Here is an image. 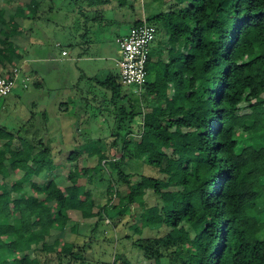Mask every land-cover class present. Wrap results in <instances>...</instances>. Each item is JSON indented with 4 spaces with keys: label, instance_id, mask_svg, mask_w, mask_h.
<instances>
[{
    "label": "trees",
    "instance_id": "16d2710c",
    "mask_svg": "<svg viewBox=\"0 0 264 264\" xmlns=\"http://www.w3.org/2000/svg\"><path fill=\"white\" fill-rule=\"evenodd\" d=\"M163 5L146 16L157 29L142 92L147 113L129 103L112 116L106 140L118 158L106 161L105 203L95 215L93 173L105 161L99 156L95 167L77 169V160L101 151L105 139H87L68 154L72 168L61 188L51 152L36 133L24 125L8 130L0 124V163H7L0 168V264H63L61 257L86 264L83 247L92 241L87 237V244L77 245L65 239L69 212L101 220L108 209L131 206L135 193L143 198L144 181L157 202L139 203L146 213L134 229L140 233L156 219L168 229L132 241L145 261L264 264V0H163ZM10 6V0H0V58L5 55L11 65L12 39L19 34L15 20L21 17L5 10ZM102 84L110 91L108 105L125 100L115 77ZM245 108L253 115L241 120ZM139 136L148 144L144 151ZM133 159L157 169L159 177L125 173L123 166ZM177 171L181 177L170 182ZM42 172L44 181L36 183ZM251 175L261 185L253 199L243 189ZM83 176L86 184L79 183ZM163 194L168 198L161 199ZM183 228L186 237H175L173 232Z\"/></svg>",
    "mask_w": 264,
    "mask_h": 264
},
{
    "label": "crops",
    "instance_id": "0c3cea01",
    "mask_svg": "<svg viewBox=\"0 0 264 264\" xmlns=\"http://www.w3.org/2000/svg\"><path fill=\"white\" fill-rule=\"evenodd\" d=\"M10 2L11 6L5 7V10L8 13L15 10L21 17L15 20L19 34L12 39L16 51L13 63L7 64L8 57L1 55L0 61L3 62L0 74L8 76L16 71L17 82L20 83L19 90H27L29 79L35 77L32 99L36 105L32 103L33 101L23 102L18 94L10 95L9 102L0 108L1 125H13L15 116V119L23 117L24 120L19 125L34 131L36 138L40 139L37 133L45 130L49 124V109H58L60 113L69 112L73 121L76 120L73 119L76 116L83 117L84 122L88 115H102L99 111L104 110L110 111L108 114L113 116L120 112L122 103L127 105L126 110L129 103L133 104L136 93L132 88L122 86L125 100L118 101L115 106L108 105L110 91L102 82L111 76L119 81L117 66L119 53L115 39L126 36L136 22L150 15L148 12L150 9L153 7L159 9L158 5H163V0H149V10L146 9V0H10ZM162 7L164 8V5ZM103 101L106 103L103 104ZM27 107L37 109V112L29 113V120L25 110ZM110 107L118 110L111 111ZM93 110L94 115L91 112ZM35 117H38V121L34 120ZM80 122L77 124H74L76 121L67 122L64 128L61 126L60 135L53 129L51 135L43 138L45 142H53L52 145L47 144V147L53 148L62 142L79 146L80 140L86 143L88 141L86 136L82 138L75 135L79 130L74 125L79 126L82 124ZM110 123L112 124V120ZM13 128L15 129V126L11 129ZM86 130L95 132L97 128L96 126L92 128L89 124ZM65 131L69 133L68 140L67 134H61ZM89 139L93 138L90 136Z\"/></svg>",
    "mask_w": 264,
    "mask_h": 264
},
{
    "label": "rangeland",
    "instance_id": "374dc122",
    "mask_svg": "<svg viewBox=\"0 0 264 264\" xmlns=\"http://www.w3.org/2000/svg\"><path fill=\"white\" fill-rule=\"evenodd\" d=\"M149 0H146V9L149 10ZM14 6V4H12ZM160 8L159 11L164 10V8H161L160 5H158ZM158 9L152 8L150 9L149 14L158 12ZM151 49V48H150ZM5 56V55H4ZM3 61H0V66L2 65ZM262 69L258 66H255L254 72L256 74L260 73ZM3 74V73H2ZM34 82H36L35 77H31L28 81V89L27 90H19L20 83L17 82L15 88L12 90V92L9 94V96L3 97L0 99V108L9 102V98L11 97L10 95L18 94L22 98V101H33L32 99V93L35 91L34 90ZM123 86V85H122ZM126 87V86H123ZM130 88V87H128ZM22 92L24 93L22 95ZM75 96V95H74ZM32 99V100H30ZM36 105V102L33 101ZM103 103V102H102ZM134 109L136 111H139L144 115V113H147V109L145 108L146 106V101L145 98L141 95L136 94L134 97ZM126 106L124 103L121 104V107L119 110L121 111L122 109L126 110ZM53 109V108H52ZM49 109V116H48V122L49 124L46 125V129L42 126L43 129L42 131H38L37 136L42 139L41 143L42 146L47 147V144L52 145V141L50 142H45L44 137L46 135H51L53 129L57 130V135H60L59 130L64 128V125L67 122H75L74 124H77L78 122L83 121V117L76 116L73 119L76 118L75 121L72 120L71 115H69V112H62L60 113L59 110H52ZM109 109V108H108ZM26 114H28L27 118L30 119L29 113L32 112H37L36 107H27ZM111 111L118 110L116 108L110 107ZM75 111V110H73ZM146 111V112H145ZM92 113H95V110L91 111ZM102 112V115H96V116H87V118H84V122H82L81 125L77 126L74 125L76 129L79 130L78 133H75V135L81 136L82 138H87L89 139L90 136L93 139H105L103 140L102 143V149L97 150L94 149L91 151L87 156H83L82 158H79L77 160V169H81L85 166L88 167H95L97 164V160L99 156L102 158V164L103 166L96 168V173H93V179L94 182L91 186V189H93V196H94V202L96 205L93 207V213L94 215L96 212L99 210V206H101L103 203H105V197L102 195L103 189L107 186V179L109 178V172L110 169L107 165L109 160L117 159L118 154L116 152L118 151L115 147H110L109 145L110 140H106L109 137L110 130L112 128V124L110 123V120H112V116L108 114L110 111H99ZM241 120L245 119H251L252 118V112L249 109H243L241 111ZM93 113V115H94ZM25 114V115H26ZM146 115V114H145ZM13 117V116H12ZM16 118V116H15ZM14 120V124L12 121L13 125H6V128L8 130H11L13 126L15 128L19 127L21 122H23V117L17 118ZM34 120L38 121V117H35ZM80 122V123H81ZM95 122V123H94ZM92 126L94 128L96 126L97 131L93 132H88L86 128H88V125ZM53 125V126H52ZM49 130V132H47ZM63 132V131H62ZM76 132V131H75ZM61 134H67V140L69 139V133L64 132ZM80 138V139H82ZM139 143L141 146V151H144L147 149L148 144L142 138V136L138 137ZM39 140V139H38ZM81 145L83 144L82 140H80ZM57 143V142H56ZM48 148V147H47ZM51 152V157L53 159V177H55L56 183L61 187L64 188L65 185L67 184L66 182V176L68 174V171L72 168L70 162L67 160L68 154L73 151V150H78V145L77 146H72V143L70 142H62L58 146L49 148ZM7 163H0V168L3 167V165H6ZM47 169H50V167H47ZM103 169V170H102ZM123 169L125 173H133L136 175H142L145 177H159V172L157 169L144 164L142 161L138 159H133L131 161H126L125 165L123 166ZM56 174H58L56 176ZM20 176V175H19ZM46 177V174L42 172L38 177H34V180L36 183H41L44 181ZM181 174L180 172H175L172 173L169 176V181L173 182L176 179L180 178ZM257 175H251L250 176V182L245 184L243 186V189L249 199H253L256 196V191L259 189L261 186L260 184L257 183ZM101 179V180H99ZM87 180V177L83 176L82 178L79 179V183L84 184ZM86 184V183H85ZM164 185V184H162ZM151 184L148 182H143V190L145 191V195L143 198H140L136 193L133 195L134 202L131 206L126 207L124 209H108L107 214L102 217L101 220H98L97 218H92L90 220H83L80 217V214L78 213L77 210H72L69 212V217L70 220L67 223V227L65 230V233L63 234L65 236V239L68 241L75 242L77 245H83L87 244V237H90L91 239V246L84 245V255L86 259V264H100L99 261H105L104 264H153L152 261H145L143 259V256L141 252L133 247L132 241L142 237V238H147V237H154L158 235H164L168 229L162 225H157L155 221L152 220L151 224L152 226L145 227L141 230L140 233L136 232L134 228L136 227H141L140 220L141 218L145 217V210L141 205H139L140 202L144 201L146 205L151 206L154 205L157 202L156 196L153 195L152 190H151ZM20 185H15V188H19ZM119 192H124L125 189L124 187L118 188ZM50 196H52V193L49 192ZM21 197L25 196V192H21ZM102 197V199H101ZM168 195L163 194L161 196V199H167ZM260 201V200H259ZM262 201L264 203V198H262ZM3 202V209L5 213H8V207L7 204ZM261 202V201H260ZM261 204V203H260ZM256 209V207H254ZM97 221V226L95 227V230L93 233H91V229H93L95 222ZM14 224L16 227H18V221H14ZM245 225V224H243ZM186 229L183 228L179 231H174V236L180 239H184L187 235ZM85 242V243H84ZM61 263L63 264H81L79 262H73L69 257H61L60 258Z\"/></svg>",
    "mask_w": 264,
    "mask_h": 264
},
{
    "label": "built area",
    "instance_id": "2783aa9c",
    "mask_svg": "<svg viewBox=\"0 0 264 264\" xmlns=\"http://www.w3.org/2000/svg\"><path fill=\"white\" fill-rule=\"evenodd\" d=\"M156 33V26L143 18L130 28L126 36L115 39L119 53V81L123 86L132 88L138 95L142 94L148 81L146 64ZM16 84V71H13L11 76L0 74V99L8 96Z\"/></svg>",
    "mask_w": 264,
    "mask_h": 264
}]
</instances>
